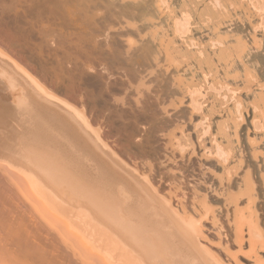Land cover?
Masks as SVG:
<instances>
[{
  "label": "bare ground",
  "instance_id": "obj_1",
  "mask_svg": "<svg viewBox=\"0 0 264 264\" xmlns=\"http://www.w3.org/2000/svg\"><path fill=\"white\" fill-rule=\"evenodd\" d=\"M193 1L0 0V264H231L223 216L264 264V0ZM213 61L261 90L212 75L215 122Z\"/></svg>",
  "mask_w": 264,
  "mask_h": 264
},
{
  "label": "rangeland",
  "instance_id": "obj_2",
  "mask_svg": "<svg viewBox=\"0 0 264 264\" xmlns=\"http://www.w3.org/2000/svg\"><path fill=\"white\" fill-rule=\"evenodd\" d=\"M176 1V0H175ZM174 0H171V3L173 4V5H176V3H178V2H175ZM198 0H195V2L193 1V4L195 5V7H194V5H193V7L195 8V9H193V7H192V9L193 10H191V12L192 13H190V23H193V22H198V17H199V14L203 11V8H204V3L205 2H203V0H200V3H199V1L197 2ZM202 2V3H201ZM237 2V1H236ZM198 4V5H197ZM196 5H197V8H196ZM201 7V8H200ZM244 8V6L242 7V5H239V6H237V11L240 13V14H238V15H241V13H242V15H241V17L240 16H238L237 15V11L236 12H234V13H236V16L234 17L236 20H235V26L233 25L232 26V29H234V30H236V29H239V30H242V29H247V30H250L251 28V26H250V21H252L253 19H248V17H247V15H244V13L246 12V10H245V8ZM202 9V10H201ZM243 9V10H242ZM201 11V12H200ZM243 11V12H242ZM166 14V15H165ZM163 17H162V19L163 18H167V16H168V12H166V13H164L163 15H162ZM244 16V17H243ZM196 18H197V20H196ZM242 18H244V19H242ZM167 19H169V18H167ZM167 19H163L162 20V25H160L159 24V28L158 29H171V28H169L170 27V25H168V23H167V21H169V20H167ZM237 19H241V20H237ZM245 19H246V21H245ZM167 20V21H166ZM244 20V21H243ZM163 21H165V23L163 22ZM248 21V22H247ZM240 22V23H239ZM243 24H242V23ZM256 22V21H255ZM254 21H252V24H254L255 23ZM164 23V24H163ZM165 24H167L168 25V27H165ZM196 23H193V24H191L190 25V29H200V28H198V27H200V26H198L197 24L195 25ZM163 25H164V27L165 28H163ZM166 25V26H167ZM161 26V27H160ZM192 26V27H191ZM248 27V28H247ZM201 29H205V28H201ZM221 29H227L226 27L224 28L223 26H221ZM237 31V30H236ZM262 33V31L259 29V31H257V33L259 34V33ZM195 33V37L197 36V37H199V39H201V40H206L207 39V32H206V30L204 31V30H202V31H199V30H195V32H193V34ZM260 33V34H261ZM259 34V35H260ZM17 40H18V37H15ZM16 39H12V42H14L15 44H17L16 46L17 47H19L20 48V46H18V43L20 42L21 43V41H19L18 40V42L16 41ZM11 41V40H10ZM17 42V43H16ZM181 45V44H180ZM195 46H197V45H193V46H191L190 47V51L192 50V51H194L195 52V50L197 49V47H195ZM194 47V48H193ZM194 49V50H193ZM206 50L208 49L207 47L205 48ZM209 50V49H208ZM203 51V50H202ZM194 52H192V53H194ZM205 52V51H204ZM207 52H209V53H207V56H205L206 55V52L205 53H202L203 54V56L202 57H209V55H210V50L209 51H207ZM196 54H199L198 52L196 53ZM194 56H195V59H196V57L198 58V56L197 55H193L192 57H193V59H194ZM192 57H190V58H192ZM204 57V58H205ZM213 57V55H212V53H211V56L209 57V58H207L208 60H210V58H212ZM203 58V59H204ZM193 59H190V63H191V65H194V61H193ZM215 60V59H214ZM205 61V60H204ZM206 62V61H205ZM213 63V65H212V68H213V72H212V74H210L209 76H208V78H209V82L208 81H206V84H207V86H206V84H204L201 88H199V89H196L195 90V93H197L198 94V97H197V104H198V107H199V109H203L202 111H204V112H208L209 113V110L211 111V109L213 108V110L211 111L212 112V114L210 115V119L212 120V122H215V121H217L218 120V118H220V113L219 112H217V109H218V107H217V105H216V103L218 102V101H216V99L215 98H213L214 97V92L213 91H215V87L213 86L214 85V82H213V80L211 81L210 80V78L211 79H214L215 77H213L212 75H214L215 76V74L216 75H220V76H224V77H226L227 78V81H228V83L231 85V89L232 88H235V86H237L238 85V87L240 88V91H239V95H241V99H242V101L244 102V104H246L245 102V100L247 99V96H248V98L251 96V95H254L255 93H259V92H261V90H258V87H257V84H256V82L258 81V82H264L263 80H264V68L263 67H260L259 68V72H258V75H257V77H258V80L256 81V82H252V83H250L249 85H244L243 84V78H242V76H237V73L238 74H241V72L240 71H236V69H237V67L238 68H240L241 67V64H239V62L238 63H235V62H233V63H231L229 66H227L224 70H223V66L221 65V66H218L217 65V63L215 62V61H213L212 62ZM215 66L217 67V69H218V72H216L215 71ZM193 68V67H192ZM184 69H186L187 70V73H191V71L193 72L194 70H191V68H188V67H184ZM196 71V70H195ZM220 71V72H219ZM43 73V72H42ZM208 82V83H207ZM211 82H212V84H211ZM210 83V84H209ZM210 86H209V85ZM204 87H206V88H204ZM209 87V88H208ZM249 87V88H248ZM203 88H204V90H203ZM264 87H262V93H264V89H263ZM207 89V90H206ZM209 90L211 91V92H209ZM200 91H202L203 93H201ZM206 92H207V94H206ZM211 93H213V96H211ZM264 95V94H263ZM204 97V98H203ZM205 99L206 101H204V103H203V101L201 100V101H199L200 99ZM214 100H213V99ZM243 98H244V100H243ZM251 99H252V97H250ZM264 98V97H263ZM213 101H215L214 102V104L212 103ZM202 102V103H201ZM202 104V105H201ZM202 106V107H201ZM251 114H252V111L250 110V115L249 116H246L247 117V121H244L243 122V125H244V127H245V125H247L246 123L247 122H249L251 119ZM246 115V114H245ZM198 121H199V119H198ZM197 121V122H198ZM201 121H199V123H200ZM212 125H214V126H212V129H211V131L212 132H214L215 130H216V126H215V124L214 123H212ZM255 133L254 132H252V130L250 131V135L252 136V138H253V136L255 137L256 136V134L254 135ZM245 137V136H244ZM232 138H234V137H232ZM243 138V137H242ZM245 140H246V137L244 138ZM235 140V139H234ZM244 140V145H245V141ZM124 141H126V143H131V142H129V141H127V140H123V142ZM125 143V144H126ZM207 143V142H206ZM236 143V142H235ZM234 143V144H235ZM262 143H263V141H259V139H257V141H256V143H255V145H262ZM121 144H123L124 145V143H121ZM132 144V143H131ZM237 144V143H236ZM235 144V145H236ZM123 145H121L122 147L121 148H124L123 147ZM127 146H129V149H130V144L128 145V144H126ZM125 146V145H124ZM126 146V148H128ZM208 146H210V145H208ZM246 146L248 147V144H246ZM131 148H132V150L134 151V148L136 149L137 148V146H135L134 144H132L131 145ZM139 148V147H138ZM138 148H137V150H138ZM125 149V148H124ZM123 149V150H124ZM140 150H141V148H140ZM125 151V150H124ZM139 151V150H138ZM138 151H136L137 153H138ZM169 152H170V150H168ZM139 153H141L140 151H139ZM168 157L170 158V160H175V161H177V160H179L178 158H173V157H175L174 155L172 156L170 153L168 154ZM180 163V162H179ZM172 169H174V171L176 172V167H173ZM244 199H246L245 197L244 198H242L241 199V201H240V204H241V206H243L244 204H245V202H246V200H244ZM257 199H259V198H257ZM256 199V200H257ZM245 202H244V201ZM256 200H255V203H253V206L254 207H259L258 206V204H259V201L257 200V203H256ZM221 201V200H220ZM260 201H261V199H260ZM219 202V201H218ZM242 202L244 203V204H242ZM260 204H262V202H260ZM259 204V205H260ZM257 205V206H256ZM216 207V209H218V206L217 205H215ZM245 206V205H244ZM261 206V205H260ZM262 208H263V205H262ZM254 210V209H253ZM255 210H257V209H255ZM260 211H261V207H260V210H259V213H260ZM210 217V216H209ZM225 216H223V218L221 219V221H220V223H222L224 226H225V228H226V230L225 231H227V232H229L228 233V235L230 234V236H221V237H219V235H218V232H217V225H212L211 224V220H210V218L208 219V221H207V219H205V224H206V229H207V231H208V234H209V237H210V239H211V242H210V244H211V246H213V248L215 247V249L218 251V252H220L221 254H222V256L227 260V261H229L231 264L233 263V264H235L237 261H238V263H243V264H250L252 261H254L253 259H254V256H252V255H254V253L251 255V253L252 252H249V253H247L248 251H251V249L249 248V244H248V242L246 243V241H248V238L245 240V238H246V236L247 235H245V237H244V239L242 240V241H238L236 238H234V234H233V230L231 231V228H232V226H230L228 223H227V219L226 218H224ZM208 222V223H207ZM208 226V227H207ZM233 229V228H232ZM226 232V233H227ZM232 233V234H231ZM233 237V238H232ZM248 237V236H247ZM223 238V239H222ZM229 241H228V240ZM234 239H235V241L236 242H234ZM226 241H228V242H226ZM239 242V243H238ZM243 242V243H242ZM227 243V244H226ZM240 244V245H239ZM225 246V247H224ZM227 247V248H226ZM248 247V248H247ZM229 249V250H228ZM248 249V250H247ZM259 250V252H260V255L264 258V249H258ZM228 251H229V253H228ZM249 254V255H248ZM234 255V257L232 258V256ZM252 256V258L250 259L248 256ZM236 256V257H235ZM250 256V257H251ZM237 258H238V260H237ZM250 259V260H249ZM234 260V261H233ZM239 260H240V262H239ZM249 262V263H248ZM252 264V263H251Z\"/></svg>",
  "mask_w": 264,
  "mask_h": 264
}]
</instances>
